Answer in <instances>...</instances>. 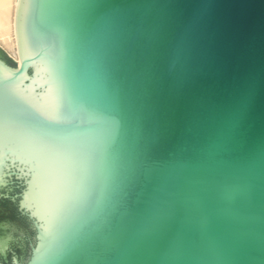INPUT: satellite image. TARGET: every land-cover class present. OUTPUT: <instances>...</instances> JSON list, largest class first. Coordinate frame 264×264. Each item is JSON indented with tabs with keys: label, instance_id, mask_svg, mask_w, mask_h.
<instances>
[{
	"label": "water",
	"instance_id": "1",
	"mask_svg": "<svg viewBox=\"0 0 264 264\" xmlns=\"http://www.w3.org/2000/svg\"><path fill=\"white\" fill-rule=\"evenodd\" d=\"M16 25L0 200L31 237L3 213L0 264H264V0H18Z\"/></svg>",
	"mask_w": 264,
	"mask_h": 264
},
{
	"label": "bare ground",
	"instance_id": "2",
	"mask_svg": "<svg viewBox=\"0 0 264 264\" xmlns=\"http://www.w3.org/2000/svg\"><path fill=\"white\" fill-rule=\"evenodd\" d=\"M17 4L18 0H0V48L20 65Z\"/></svg>",
	"mask_w": 264,
	"mask_h": 264
},
{
	"label": "flooded vegetation",
	"instance_id": "3",
	"mask_svg": "<svg viewBox=\"0 0 264 264\" xmlns=\"http://www.w3.org/2000/svg\"><path fill=\"white\" fill-rule=\"evenodd\" d=\"M4 213V216L1 217ZM6 213V215H5ZM0 217L1 218H6L15 223L20 229L24 231L26 236H21L19 234H16V238L19 240V242L23 245H25L27 248L29 247V237L30 235V227L27 222V220L23 217L20 216L18 213V210L16 207L8 200H0ZM16 254L18 255L19 258L23 256V251L19 248V246H16ZM21 254V255H20ZM12 256V257H11ZM11 262L14 260V254L11 253Z\"/></svg>",
	"mask_w": 264,
	"mask_h": 264
},
{
	"label": "snow or ice",
	"instance_id": "4",
	"mask_svg": "<svg viewBox=\"0 0 264 264\" xmlns=\"http://www.w3.org/2000/svg\"><path fill=\"white\" fill-rule=\"evenodd\" d=\"M40 166H41V165H40L39 163L36 165L37 168H39Z\"/></svg>",
	"mask_w": 264,
	"mask_h": 264
}]
</instances>
